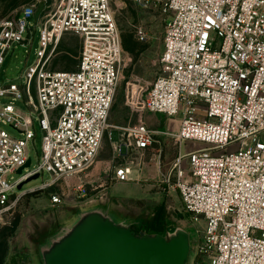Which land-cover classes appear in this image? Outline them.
Segmentation results:
<instances>
[{
    "label": "built area",
    "instance_id": "built-area-1",
    "mask_svg": "<svg viewBox=\"0 0 264 264\" xmlns=\"http://www.w3.org/2000/svg\"><path fill=\"white\" fill-rule=\"evenodd\" d=\"M131 1L154 4L164 15L162 73L144 102L149 113L168 117L178 128L154 130L144 123L119 128L114 156L145 152L161 135L180 144L210 145L180 152L162 181L179 193L189 226L206 221L203 236L197 229L191 264H264V0ZM44 5L36 60L21 73V83H0V100L12 97L28 108L0 103V123L24 136L0 127V226L11 224L28 196L58 187L50 193V206H68L106 187H91L84 179L111 128L123 77L122 36L111 0H44ZM39 6L29 4L0 20V69L14 45L33 48L31 19ZM68 33L82 40L78 69L53 70L50 62ZM35 116L44 132L40 161L10 181L31 158ZM45 172L50 181L18 188ZM131 174L123 166L116 180L129 181ZM72 179L77 185L69 194L61 184Z\"/></svg>",
    "mask_w": 264,
    "mask_h": 264
},
{
    "label": "rangeland",
    "instance_id": "rangeland-1",
    "mask_svg": "<svg viewBox=\"0 0 264 264\" xmlns=\"http://www.w3.org/2000/svg\"><path fill=\"white\" fill-rule=\"evenodd\" d=\"M48 1L56 3L57 0ZM35 3L40 6L36 17L31 19L34 27H36L33 48L30 49L29 46L24 47L20 44L12 47L0 69L1 84L7 82L21 83L22 81L19 78L21 73L36 60L40 32L37 20H39L45 5L44 0H0V20L16 10ZM111 4L122 36L123 77L110 114L111 128L105 136L100 154L90 171L88 180L91 183V187L100 184L109 187V191L115 197L148 198L157 204L165 205L168 208L167 210L177 208L183 213L181 197L178 192L170 190L162 183L164 175L170 173L173 163L180 155V152L185 154L191 150L210 145L192 140L184 141L180 144L172 136L161 135L156 137L157 142L145 152L130 150L125 158L114 156V154L118 155L115 148L119 144L117 145L116 142L122 134L118 130L119 128L132 127L144 123L154 130L166 131L170 128L176 131L178 125L164 115L149 113L145 108L144 102L145 95L155 79L162 73L161 58L164 51L165 33L164 15L160 8L154 4L143 5L134 3L131 0H111ZM81 52L82 40L80 37L74 33H68L58 46L50 62V68L53 70L76 71L79 66ZM10 102H13L16 107L22 108L23 111H28L22 100L13 101L12 97L0 100L1 104ZM0 127L12 136L24 138L11 125L0 123ZM35 131V140H31L28 146L29 156L32 159L30 168L37 166L40 161L44 138V132L39 121L36 120V116ZM115 132H117V139H115ZM123 143L121 142V144ZM123 166H130L133 171L138 170L140 172L145 169L149 172V176L146 178H134V175H132L129 181H117L116 172ZM20 176L21 174L15 173L10 175L8 179L14 181ZM51 179L52 175L49 172H45L39 178L24 184L21 190L37 188ZM76 185L77 181L72 179L67 186L62 183L61 187L70 194ZM56 190H58V187L38 195L26 197L12 214V221L19 216L21 222L15 234L8 240L9 255L7 263L19 251L23 250L27 244V233L31 230L29 225L31 217L41 215L45 210L57 211L63 209V205L50 206V193ZM184 218V222L189 226V216L187 215V218ZM201 220L200 224L189 226L191 238L195 244L200 240L197 229L203 236L206 228V221ZM46 221L50 220H44L43 222ZM2 228L3 226H0V231ZM193 258L194 253L191 252L189 264H191Z\"/></svg>",
    "mask_w": 264,
    "mask_h": 264
},
{
    "label": "water",
    "instance_id": "water-1",
    "mask_svg": "<svg viewBox=\"0 0 264 264\" xmlns=\"http://www.w3.org/2000/svg\"><path fill=\"white\" fill-rule=\"evenodd\" d=\"M31 166L29 158L17 173ZM39 177L24 180L18 188ZM62 210L31 217L27 244L7 264H189L195 249L177 208L169 209L162 231L149 229L156 215L146 199L103 193Z\"/></svg>",
    "mask_w": 264,
    "mask_h": 264
},
{
    "label": "trees",
    "instance_id": "trees-1",
    "mask_svg": "<svg viewBox=\"0 0 264 264\" xmlns=\"http://www.w3.org/2000/svg\"><path fill=\"white\" fill-rule=\"evenodd\" d=\"M165 211L159 208L156 211V219L150 224V230L162 231L164 229ZM21 219L17 216L10 225H5L0 231V264H7L9 255V238L12 237L20 226Z\"/></svg>",
    "mask_w": 264,
    "mask_h": 264
},
{
    "label": "crops",
    "instance_id": "crops-1",
    "mask_svg": "<svg viewBox=\"0 0 264 264\" xmlns=\"http://www.w3.org/2000/svg\"><path fill=\"white\" fill-rule=\"evenodd\" d=\"M132 175H134V178H146V177L149 176V172H147L145 169L142 170V172H140V171H138V170H137V171H136V170H135V171L132 170V174H131V176H132ZM138 176H139V177H138ZM88 178H89V177H88ZM88 178H86V179H84V180H85V181H89ZM131 178H132V177H131ZM100 193H101V194H103V193H109L110 197H115V196H113L112 193L109 191V187H104V188L100 189ZM97 196H98V195H97ZM120 198L146 199V200H148V206L151 207V208H153V213H154L155 215H156V211H157L159 208H163L164 211H165V218H164V225H165L166 220H167L168 211H169V210H167L168 208H166L165 205H163V204H157L156 202H153L152 199H148V198H131V197H120ZM84 202H86V201H84ZM84 202L74 203V204H72V205H76V204H80V203H84ZM155 219H156V216H155ZM154 222H155V220H154ZM154 222H152V223H154Z\"/></svg>",
    "mask_w": 264,
    "mask_h": 264
},
{
    "label": "flooded vegetation",
    "instance_id": "flooded-vegetation-1",
    "mask_svg": "<svg viewBox=\"0 0 264 264\" xmlns=\"http://www.w3.org/2000/svg\"><path fill=\"white\" fill-rule=\"evenodd\" d=\"M149 229H150V227H149Z\"/></svg>",
    "mask_w": 264,
    "mask_h": 264
}]
</instances>
